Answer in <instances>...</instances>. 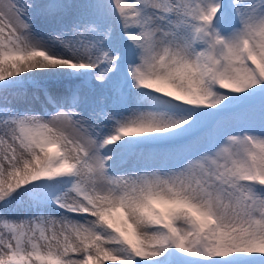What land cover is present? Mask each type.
<instances>
[{"label": "snow or ice", "instance_id": "6c2138e0", "mask_svg": "<svg viewBox=\"0 0 264 264\" xmlns=\"http://www.w3.org/2000/svg\"><path fill=\"white\" fill-rule=\"evenodd\" d=\"M264 264V0H0V264Z\"/></svg>", "mask_w": 264, "mask_h": 264}, {"label": "bare ground", "instance_id": "6f19581e", "mask_svg": "<svg viewBox=\"0 0 264 264\" xmlns=\"http://www.w3.org/2000/svg\"><path fill=\"white\" fill-rule=\"evenodd\" d=\"M106 264H112V262L109 261V262H106Z\"/></svg>", "mask_w": 264, "mask_h": 264}]
</instances>
